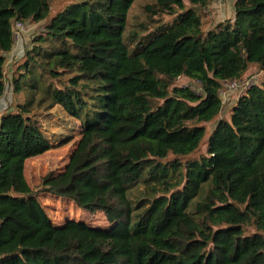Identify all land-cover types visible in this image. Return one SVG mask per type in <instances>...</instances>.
<instances>
[{"label":"trees","instance_id":"16d2710c","mask_svg":"<svg viewBox=\"0 0 264 264\" xmlns=\"http://www.w3.org/2000/svg\"><path fill=\"white\" fill-rule=\"evenodd\" d=\"M135 1L74 0L26 52L0 119V264H264V81L218 123L205 158L179 160L221 115L223 83L252 66L264 73V0H236L234 21L206 28L213 0H153L148 22L126 34ZM51 11L49 0H0V99L15 24ZM164 16L173 21L157 25ZM181 77L201 92L175 87ZM44 106L81 124L72 174L82 187H42L105 216L108 225H70L93 236L91 250L31 212L27 161L68 144L47 137Z\"/></svg>","mask_w":264,"mask_h":264},{"label":"rangeland","instance_id":"374dc122","mask_svg":"<svg viewBox=\"0 0 264 264\" xmlns=\"http://www.w3.org/2000/svg\"><path fill=\"white\" fill-rule=\"evenodd\" d=\"M51 3V15L48 21L41 23L28 22L25 24L16 23L14 26L15 46L13 50L6 55V84L7 90L2 99H0V115L9 111L10 107L15 102L12 82L19 72L23 71L24 57L27 51L32 50L37 41L41 40L45 34V28L49 24L52 17L56 16L68 4L74 0H49ZM234 0H221L212 5L207 11H202V19L207 27L209 16L215 24L226 23L234 21ZM153 4V0H136L131 8L127 33L138 30V26L148 22L145 13V7ZM208 14V15H207ZM157 25L169 24L173 21V17H159ZM153 27H157L153 25ZM152 29L149 33L151 34ZM148 33V34H149ZM144 37L147 35H143ZM264 81V73L255 66L249 68L244 75L241 83L250 82V85L261 86ZM226 84V83H225ZM223 83L220 92V98L223 104L221 115L213 122L203 124L206 128L207 134L204 142L197 153L186 159L180 158L183 163L187 161L200 160L207 156V142L215 131L218 123L222 120L230 121L233 108L237 105L239 99L245 94L242 91L232 92L229 87H225ZM175 87H187L195 92H201V87L195 81L186 77L179 78ZM228 88V89H227ZM27 95L18 96L16 101H25ZM46 106L42 107L38 112L41 117L43 129L47 137L55 144L67 141L68 144L56 148L42 156L32 158L26 163L25 175L26 179L37 196V202L32 206L31 212L34 215L43 216L50 221L57 230H61L63 238L77 242L82 248L91 250L96 246H100L98 242L93 239V236L79 230H75L71 224H81L87 222L91 225H108L105 216L100 214L91 215L87 212L81 211L76 205L62 197H58L48 192H45L42 187V181L45 178H53L54 183L64 184L66 182L80 186L81 181L74 177L72 171L75 164L72 163V155L77 147L80 139L81 124L79 121L69 118L61 107H55L52 110H46ZM175 160L170 157L166 162ZM137 190L133 191V195H138ZM64 229V230H63ZM249 234L256 233L254 228L247 229Z\"/></svg>","mask_w":264,"mask_h":264},{"label":"built area","instance_id":"2783aa9c","mask_svg":"<svg viewBox=\"0 0 264 264\" xmlns=\"http://www.w3.org/2000/svg\"><path fill=\"white\" fill-rule=\"evenodd\" d=\"M219 1H221V0H213V3H216V2H219ZM225 83H224L225 87H229V90H231L232 92L242 91L243 93H246L249 90L250 86H251L250 82L241 83V81H238V80L229 81V82H225Z\"/></svg>","mask_w":264,"mask_h":264},{"label":"crops","instance_id":"0c3cea01","mask_svg":"<svg viewBox=\"0 0 264 264\" xmlns=\"http://www.w3.org/2000/svg\"><path fill=\"white\" fill-rule=\"evenodd\" d=\"M234 2H236V0H234ZM234 4H235V3H234ZM234 6H235V5H234ZM209 20L211 21V24L214 25L215 22H213V21L211 20V16H209ZM2 115H3V114L0 115V119H1V116H2Z\"/></svg>","mask_w":264,"mask_h":264}]
</instances>
